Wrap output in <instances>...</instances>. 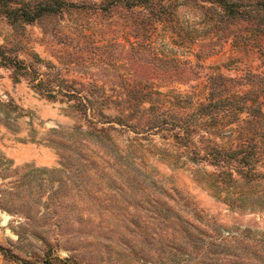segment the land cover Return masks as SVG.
Returning a JSON list of instances; mask_svg holds the SVG:
<instances>
[{
	"label": "rangeland",
	"instance_id": "1",
	"mask_svg": "<svg viewBox=\"0 0 264 264\" xmlns=\"http://www.w3.org/2000/svg\"><path fill=\"white\" fill-rule=\"evenodd\" d=\"M99 1L0 15V264H264L260 0Z\"/></svg>",
	"mask_w": 264,
	"mask_h": 264
},
{
	"label": "trees",
	"instance_id": "2",
	"mask_svg": "<svg viewBox=\"0 0 264 264\" xmlns=\"http://www.w3.org/2000/svg\"><path fill=\"white\" fill-rule=\"evenodd\" d=\"M134 1L135 0H100L99 2H93V4L100 9H107L117 2H123L124 5L130 7L135 4ZM63 2L64 0H0V15L6 16L11 22H32L43 13L49 14L60 10ZM139 2L149 9L148 11L151 12L154 18H158L159 21L164 22L172 19L178 0H139ZM258 5H260V8L264 11V0H260ZM228 13L230 14V12ZM2 59L3 58H0V63L4 62ZM262 112L264 114V111ZM262 127L263 130L261 135L264 134V126ZM256 145V140L252 143L248 142L246 148L239 152L240 158L238 161L241 163L239 168L245 177H247V181L253 180L256 177L255 173L249 171V168H251V161L255 160L253 156L258 152V149L255 148ZM205 156H207L211 162H215V164H219L220 160L224 158L220 150L214 147ZM224 159L226 160V158ZM245 165H247L246 168H244ZM214 174L215 176L209 182V185L216 187V181L221 183L230 181L232 173L226 170H220ZM232 180L236 179L232 178Z\"/></svg>",
	"mask_w": 264,
	"mask_h": 264
}]
</instances>
